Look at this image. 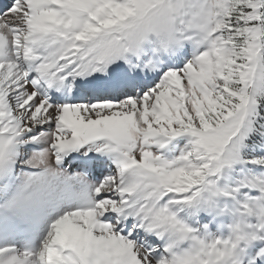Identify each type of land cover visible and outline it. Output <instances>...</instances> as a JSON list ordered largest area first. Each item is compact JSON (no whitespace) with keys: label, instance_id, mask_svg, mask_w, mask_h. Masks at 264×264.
I'll use <instances>...</instances> for the list:
<instances>
[{"label":"snow or ice","instance_id":"1","mask_svg":"<svg viewBox=\"0 0 264 264\" xmlns=\"http://www.w3.org/2000/svg\"><path fill=\"white\" fill-rule=\"evenodd\" d=\"M0 264H264V0H0Z\"/></svg>","mask_w":264,"mask_h":264},{"label":"rangeland","instance_id":"2","mask_svg":"<svg viewBox=\"0 0 264 264\" xmlns=\"http://www.w3.org/2000/svg\"><path fill=\"white\" fill-rule=\"evenodd\" d=\"M187 137L186 136H181L175 138L172 143L168 146L169 149H174V152H170V155H178L180 149L183 147V145L187 142ZM169 155V154H167Z\"/></svg>","mask_w":264,"mask_h":264},{"label":"bare ground","instance_id":"3","mask_svg":"<svg viewBox=\"0 0 264 264\" xmlns=\"http://www.w3.org/2000/svg\"><path fill=\"white\" fill-rule=\"evenodd\" d=\"M166 154H169L170 155V152L166 153Z\"/></svg>","mask_w":264,"mask_h":264}]
</instances>
